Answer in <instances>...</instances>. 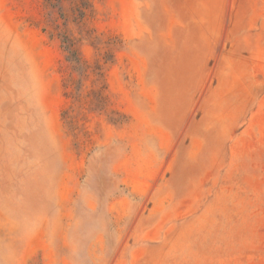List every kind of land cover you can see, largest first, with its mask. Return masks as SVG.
<instances>
[{
  "label": "rangeland",
  "instance_id": "obj_1",
  "mask_svg": "<svg viewBox=\"0 0 264 264\" xmlns=\"http://www.w3.org/2000/svg\"><path fill=\"white\" fill-rule=\"evenodd\" d=\"M89 2L0 0V264H264V0Z\"/></svg>",
  "mask_w": 264,
  "mask_h": 264
},
{
  "label": "trees",
  "instance_id": "obj_2",
  "mask_svg": "<svg viewBox=\"0 0 264 264\" xmlns=\"http://www.w3.org/2000/svg\"><path fill=\"white\" fill-rule=\"evenodd\" d=\"M47 1V0H46ZM48 1H57L59 2V6L61 5L63 0H48ZM89 0H70V10L73 16V20L76 23H81L84 19L85 15L90 9ZM58 36V33H57ZM60 36V44L66 53L65 59L67 63L72 65V68L78 72L80 77H88L94 75L95 76V85L90 88L86 94L87 96V105L91 104L94 106H99V108L105 107L106 105V95H105V83H104V72L102 69L103 64L99 62H95L94 65H91L86 60H83L80 56L77 39L68 35L65 31L59 33ZM106 63V60L104 61ZM70 97H84L82 94V85H79L76 82L75 86L70 91Z\"/></svg>",
  "mask_w": 264,
  "mask_h": 264
}]
</instances>
